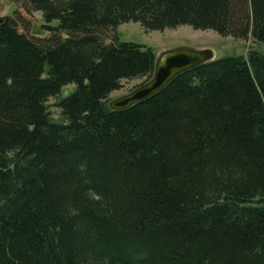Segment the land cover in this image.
Listing matches in <instances>:
<instances>
[{"label":"trees","instance_id":"1","mask_svg":"<svg viewBox=\"0 0 264 264\" xmlns=\"http://www.w3.org/2000/svg\"><path fill=\"white\" fill-rule=\"evenodd\" d=\"M21 8L48 34H29L18 10L0 22V264H264V55L215 57L128 108L107 105L157 62L121 42L120 25L264 42V0Z\"/></svg>","mask_w":264,"mask_h":264},{"label":"rangeland","instance_id":"2","mask_svg":"<svg viewBox=\"0 0 264 264\" xmlns=\"http://www.w3.org/2000/svg\"><path fill=\"white\" fill-rule=\"evenodd\" d=\"M24 0H0V18L13 15L18 10L24 19V24L28 26L27 32L38 37L47 36L48 32L43 29L46 24L41 12L28 13L21 8ZM53 22L51 25H56ZM117 34L121 42H133L151 47L156 52L157 59L159 56L170 49L179 47L191 48L194 50L211 49L215 57L224 58L230 56H247L250 50H255L264 55V42L237 40L231 36H222L214 30H196L189 25H182L177 28H166L162 31H147L137 22H128L120 25ZM146 78L124 79L121 81V88L112 92L107 99V105L121 97H124L141 84ZM74 89L70 84L63 88L60 95L66 94ZM62 97V96H61ZM61 97H51L48 101V107L54 120H62L61 108L58 102Z\"/></svg>","mask_w":264,"mask_h":264},{"label":"water","instance_id":"3","mask_svg":"<svg viewBox=\"0 0 264 264\" xmlns=\"http://www.w3.org/2000/svg\"><path fill=\"white\" fill-rule=\"evenodd\" d=\"M214 58L215 53L211 49L199 51L179 47L165 51L157 59L153 78L130 94L113 101L111 109L122 110L143 101L164 88L177 74Z\"/></svg>","mask_w":264,"mask_h":264}]
</instances>
